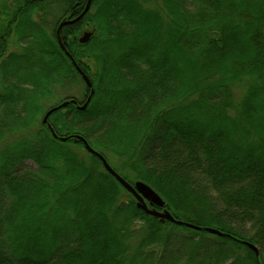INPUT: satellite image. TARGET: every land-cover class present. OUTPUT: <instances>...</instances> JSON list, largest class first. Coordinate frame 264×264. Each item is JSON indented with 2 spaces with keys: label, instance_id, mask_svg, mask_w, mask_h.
Wrapping results in <instances>:
<instances>
[{
  "label": "trees",
  "instance_id": "obj_1",
  "mask_svg": "<svg viewBox=\"0 0 264 264\" xmlns=\"http://www.w3.org/2000/svg\"><path fill=\"white\" fill-rule=\"evenodd\" d=\"M85 2L0 0V141L26 132L0 148V264H264V0H92L60 31L88 76L94 65V93L48 116L56 135L125 158L109 164L174 218L230 236L144 213L80 141L42 123L54 87L78 79L82 98L59 102L88 96L55 33Z\"/></svg>",
  "mask_w": 264,
  "mask_h": 264
},
{
  "label": "water",
  "instance_id": "obj_2",
  "mask_svg": "<svg viewBox=\"0 0 264 264\" xmlns=\"http://www.w3.org/2000/svg\"><path fill=\"white\" fill-rule=\"evenodd\" d=\"M92 0H87L85 3V6L83 8V10L77 14L76 16L72 17V18H68V17H62L55 29V33H56V40L57 43L59 45V47L61 48V50L64 52V54L70 58L72 64L74 65V67L76 68L77 72L80 74L82 80L84 81L86 87L89 89V93L88 96L86 97V99L78 104L77 101L74 98H67L51 107H49L43 117H42V123L46 124V126L48 127L49 131L51 132V134L54 137H57L59 140L61 141H65L68 138H71L74 142L76 141H80L83 146L84 149L87 150L89 153L95 155L101 162L102 166L105 168V170L107 172H109L114 178L115 180L124 188L126 189L136 200V206L141 209L144 213L157 217L159 222L163 223L165 221H170L172 223H175L177 225H185L188 226L190 228L193 229H204L206 232L212 233V234H216L219 236H230L227 233H224L216 228L213 227H200L197 225H194L192 223L189 222H185L182 220H178L176 218H174V216H172V214L169 212V210L165 207V202L164 200L161 198V196L148 184H146L143 181H134L133 183L128 182L127 180H125L118 172H116L111 165L107 162V160L104 158V156L102 154H100L97 150H95L93 147L90 146V144L88 143L87 139L79 134H71L68 136H57L56 133L54 132L52 126L50 125V123L48 122V116L58 110L61 109L65 106L68 105V103H72L75 105V108L78 110H84L85 107L87 106V104L89 103L93 93H94V89L92 86V82L90 80V78L88 77V75L79 67V65L76 63V61L71 57V54L67 51L61 36H60V31L62 29V27L72 24L74 22H76L77 20H79L89 9L90 4H91ZM92 36V30H85L83 31L76 39L78 41V43L80 44H86L90 38ZM242 244L246 245L249 249H251L254 252V255L256 258L259 257V249L258 247L247 241V240H239Z\"/></svg>",
  "mask_w": 264,
  "mask_h": 264
},
{
  "label": "rangeland",
  "instance_id": "obj_3",
  "mask_svg": "<svg viewBox=\"0 0 264 264\" xmlns=\"http://www.w3.org/2000/svg\"><path fill=\"white\" fill-rule=\"evenodd\" d=\"M89 23H90V26H87L86 29H83L84 31L87 30L88 27H89V29H91L92 25L94 24L91 21ZM89 23H86V25H88ZM18 45H20V42L17 40V38H15V36L13 34H11V37L9 38V44H8L7 52L19 51ZM86 62H89L90 66H91L89 69V76L91 75L93 77L94 76V71H93L94 65L89 60H86ZM83 92H84V85L78 79L76 80L75 83L70 84L69 87H67V88L54 87L52 90H49V93L46 94L44 96V98L41 99L42 104H43L42 106L44 107V112L46 111L45 109H48L49 107L53 106L54 104L59 103V101L61 99H63L64 97H75V98L81 99ZM234 94L237 96L239 94L238 90L234 89ZM41 108L38 107L37 112H39L41 110ZM42 117H43V115H42ZM39 118L41 119V115L39 116ZM25 133H26L25 131H19L17 133H14V132L13 133H7L6 136L0 141V148L9 144L10 142L17 140L19 137L26 136ZM78 149L80 150V152L82 154L85 153L81 149V146L78 147ZM107 159H108L110 164L115 165V166H119V167H120L121 161L122 162L125 161L124 160L125 158H118L111 153L107 154ZM23 165L26 168H30V167L33 168L35 166V164L31 160H25L23 162ZM129 181L131 183L134 182L132 180H129ZM229 261H230V259L226 258L224 260V263L229 262Z\"/></svg>",
  "mask_w": 264,
  "mask_h": 264
},
{
  "label": "flooded vegetation",
  "instance_id": "obj_4",
  "mask_svg": "<svg viewBox=\"0 0 264 264\" xmlns=\"http://www.w3.org/2000/svg\"><path fill=\"white\" fill-rule=\"evenodd\" d=\"M85 1H87V0H85ZM85 3H86V2H85ZM85 3L82 5V10H83V8H84V6H85ZM90 5H91V4H90ZM89 8H90V7H89ZM88 11H89V9H88ZM88 11H87V12H88ZM84 29H86V27H84ZM83 31H84V30H83ZM83 31H82V32H83ZM82 32H81V33H82ZM72 39H75V38L72 37Z\"/></svg>",
  "mask_w": 264,
  "mask_h": 264
}]
</instances>
